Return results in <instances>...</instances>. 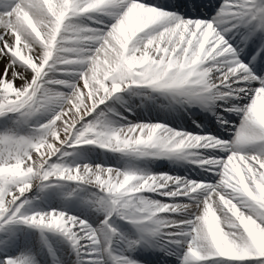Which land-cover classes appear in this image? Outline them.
<instances>
[{
	"label": "snow or ice",
	"instance_id": "6c2138e0",
	"mask_svg": "<svg viewBox=\"0 0 264 264\" xmlns=\"http://www.w3.org/2000/svg\"><path fill=\"white\" fill-rule=\"evenodd\" d=\"M208 7L0 0V264H264V0Z\"/></svg>",
	"mask_w": 264,
	"mask_h": 264
},
{
	"label": "bare ground",
	"instance_id": "6f19581e",
	"mask_svg": "<svg viewBox=\"0 0 264 264\" xmlns=\"http://www.w3.org/2000/svg\"><path fill=\"white\" fill-rule=\"evenodd\" d=\"M138 108V107H137ZM136 113L138 114L139 118L143 119V117L141 116V114L139 113V111H136ZM153 116H156L154 113H153ZM156 118H159V117H156ZM102 153L101 152H98L96 151L95 153L92 154V159L95 161V162H100L102 159H104V156H101ZM109 159V158H108ZM159 166L163 167L165 170H168L169 168H173L175 167L174 165L172 164H166V163H162V162H157L155 167L158 168ZM179 172L183 173L185 172V169L183 167H180L179 168ZM190 174L193 175V172H190Z\"/></svg>",
	"mask_w": 264,
	"mask_h": 264
}]
</instances>
